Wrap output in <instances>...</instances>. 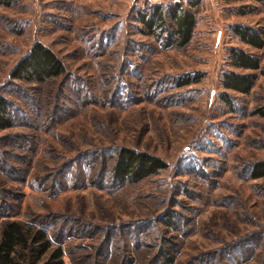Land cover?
Wrapping results in <instances>:
<instances>
[{
	"label": "rangeland",
	"instance_id": "rangeland-1",
	"mask_svg": "<svg viewBox=\"0 0 264 264\" xmlns=\"http://www.w3.org/2000/svg\"><path fill=\"white\" fill-rule=\"evenodd\" d=\"M187 1L0 3V97L19 110L18 125L0 131L7 154L1 153L0 188L11 193H1L11 209L0 217V231L6 221L49 218L58 228L66 219L64 264H115L99 257L105 228H119L113 238L120 244L112 250L123 251L126 241L134 254L131 235L126 240L131 224L169 210L177 222L165 234L176 243L174 264H192L206 253L208 264H264V178L252 180L247 171L264 160V119L253 115L264 105V78L229 60L231 48L242 49L264 69V48L251 49L230 31L236 24L264 25V13L253 0H194L196 27L186 47L165 49L141 33L138 11ZM36 43L54 52L66 74L42 86L11 80ZM226 71L253 75L250 93L224 90ZM198 73L199 82L177 86L181 76ZM17 87L27 91L26 102ZM53 106L57 116L45 121ZM120 147L159 157L168 168L137 185L102 187L92 177L93 154ZM79 229L82 235L72 232ZM144 233L158 247L157 231ZM156 247L142 255L152 256Z\"/></svg>",
	"mask_w": 264,
	"mask_h": 264
},
{
	"label": "trees",
	"instance_id": "trees-1",
	"mask_svg": "<svg viewBox=\"0 0 264 264\" xmlns=\"http://www.w3.org/2000/svg\"><path fill=\"white\" fill-rule=\"evenodd\" d=\"M4 1L6 0H0V3L3 4ZM253 1L261 5L264 13V0ZM197 6L198 2L194 0H188L186 4L176 2L164 6L162 3L150 5L138 11L137 22L141 25L140 31L143 35L152 37L157 42L163 43L165 49H182L186 47L193 38L194 29L196 27V17L193 11ZM230 31L231 34L245 46L254 50H262L264 48V25L253 27L236 24L230 27ZM229 60L230 65L235 69L258 71L264 78V69L260 66L259 58L255 55L242 49L231 48L229 50ZM65 74V66L54 52L44 45L36 43L32 46L30 51L16 63L9 77L13 81L42 86ZM201 78L200 73L185 74L180 77L177 86L182 87L197 83ZM220 83L224 90L247 95L253 88L254 76L250 74H240L234 71H226L221 74ZM16 90L21 92L19 99L22 101L25 100L26 102L28 100L27 91L20 87H17ZM222 99L225 103H229L230 101L229 95L226 93L222 94ZM33 102L32 100V103ZM34 104L37 106L36 103ZM28 105L29 104H27V106ZM33 109L37 111V108L33 107ZM47 112L46 117H41L40 113L38 117L45 118V121H51L58 114L57 108L54 106ZM35 114L37 115V112H35ZM253 115L264 119V105L257 107L253 111ZM18 117V107L7 98L0 97V131L17 126L16 119H18ZM1 153L4 152L0 150V162ZM5 155L7 156V154ZM93 157L96 163L94 159L93 161L91 159L92 177H94L102 187L108 185L122 188L128 185H137L149 178L159 175L168 168L167 163L161 158L129 147L104 149L95 152ZM26 163L27 162L24 161L23 165L26 166ZM97 163L99 169L95 167ZM2 165L5 171L11 168H8L6 162ZM10 171L13 172V169ZM95 171H97V174H95ZM247 171L249 178L252 180L264 178V160L251 163ZM13 174L17 175L16 171L13 172ZM1 193L4 195L11 193L7 190H1L0 188V217H2V215L9 217L8 209H11V206L5 198L1 199ZM48 219L42 218L40 220H34L36 222L29 224L19 221L4 222L0 231V264H64L63 256L65 251L61 244L64 240V236H67V233L63 229L64 227L68 229L67 225L71 222L63 224L66 219L58 220L60 226L54 228L49 226ZM157 225L162 227L161 233H158L160 229ZM176 225V216L169 210L150 220H140L132 223L131 228H133V230L127 234L128 237L126 236V240L129 239L131 235L132 248L135 251L134 254H129L126 251L125 247L128 249L130 246L126 241L123 251L117 253L115 250H112L111 247L113 244H120V242L117 243L116 239L113 238V236H117L119 228H105V235L100 242L102 248L99 257L101 261L102 259L104 261L110 259L112 262L117 259L119 262L115 264H174L176 243L173 239L170 240L166 238L165 234L168 230L175 229ZM125 228L126 227H121V231ZM150 229H155L157 231L158 237L155 239L156 243H159L158 247L154 245L152 240H147V238L142 237V235H146L144 232ZM113 230L115 231L113 232ZM82 231H85V228H83ZM67 232H70V229ZM72 232H79L77 234L82 235L80 229L77 231L72 230ZM64 233L66 234L64 235ZM262 234H264V232ZM106 235H108L109 238L105 240ZM245 243V245L249 244L250 246L253 240H247ZM152 246L158 249L153 252L152 256H143L142 252L146 253L150 251L149 249ZM254 247L256 246L254 245ZM113 254H115L114 257ZM209 256L210 255L206 253L196 258L192 264H208ZM224 264H229V262Z\"/></svg>",
	"mask_w": 264,
	"mask_h": 264
},
{
	"label": "built area",
	"instance_id": "built-area-1",
	"mask_svg": "<svg viewBox=\"0 0 264 264\" xmlns=\"http://www.w3.org/2000/svg\"><path fill=\"white\" fill-rule=\"evenodd\" d=\"M219 11H220V9L219 8H217Z\"/></svg>",
	"mask_w": 264,
	"mask_h": 264
}]
</instances>
